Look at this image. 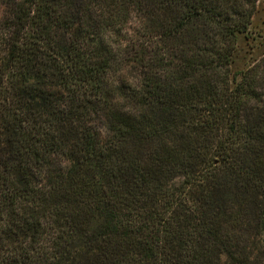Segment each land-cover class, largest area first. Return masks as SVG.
Masks as SVG:
<instances>
[{
    "label": "trees",
    "instance_id": "1",
    "mask_svg": "<svg viewBox=\"0 0 264 264\" xmlns=\"http://www.w3.org/2000/svg\"><path fill=\"white\" fill-rule=\"evenodd\" d=\"M258 0H0V264H264Z\"/></svg>",
    "mask_w": 264,
    "mask_h": 264
},
{
    "label": "rangeland",
    "instance_id": "2",
    "mask_svg": "<svg viewBox=\"0 0 264 264\" xmlns=\"http://www.w3.org/2000/svg\"><path fill=\"white\" fill-rule=\"evenodd\" d=\"M237 49L232 68L234 72L242 70L254 58L264 59V0H258L252 25L248 34L239 38Z\"/></svg>",
    "mask_w": 264,
    "mask_h": 264
}]
</instances>
